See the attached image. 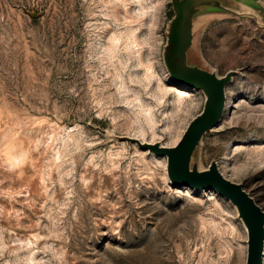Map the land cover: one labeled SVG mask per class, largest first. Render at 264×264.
Masks as SVG:
<instances>
[{
  "label": "rangeland",
  "instance_id": "rangeland-1",
  "mask_svg": "<svg viewBox=\"0 0 264 264\" xmlns=\"http://www.w3.org/2000/svg\"><path fill=\"white\" fill-rule=\"evenodd\" d=\"M172 15L170 0H0V264H245L230 201L173 187L165 157L117 138L174 145L203 108L165 67ZM194 33L204 66L237 71L198 166L264 208V28L205 14Z\"/></svg>",
  "mask_w": 264,
  "mask_h": 264
},
{
  "label": "water",
  "instance_id": "water-1",
  "mask_svg": "<svg viewBox=\"0 0 264 264\" xmlns=\"http://www.w3.org/2000/svg\"><path fill=\"white\" fill-rule=\"evenodd\" d=\"M173 15L166 30L163 61L170 77L177 83L201 90L205 96L203 108L187 124L178 141L171 146L160 142H141L129 136L119 139L134 141L155 156L165 157L166 173L173 187L186 186L195 190L213 189L236 208L246 234L245 264H262L264 254V208L260 207L241 183L221 174L216 161L200 169L198 153L201 139L219 123L225 109V88L236 70L218 75L204 66L194 50V25L205 14L227 15L255 20L264 28V5L258 0H170Z\"/></svg>",
  "mask_w": 264,
  "mask_h": 264
},
{
  "label": "bare ground",
  "instance_id": "bare-ground-1",
  "mask_svg": "<svg viewBox=\"0 0 264 264\" xmlns=\"http://www.w3.org/2000/svg\"><path fill=\"white\" fill-rule=\"evenodd\" d=\"M201 91V90H200Z\"/></svg>",
  "mask_w": 264,
  "mask_h": 264
}]
</instances>
